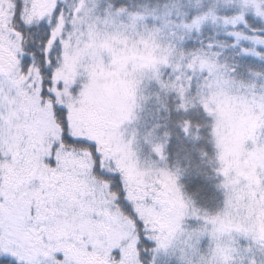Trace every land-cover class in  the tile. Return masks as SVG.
Segmentation results:
<instances>
[{"label":"snow or ice","instance_id":"obj_1","mask_svg":"<svg viewBox=\"0 0 264 264\" xmlns=\"http://www.w3.org/2000/svg\"><path fill=\"white\" fill-rule=\"evenodd\" d=\"M0 264H264V0H0Z\"/></svg>","mask_w":264,"mask_h":264},{"label":"trees","instance_id":"obj_2","mask_svg":"<svg viewBox=\"0 0 264 264\" xmlns=\"http://www.w3.org/2000/svg\"><path fill=\"white\" fill-rule=\"evenodd\" d=\"M151 3H163L164 0H150ZM159 107L153 103L150 105L151 114L149 115L147 112L144 113L146 116L149 126L151 123L156 122V111L155 109ZM160 116H163V110L159 113ZM163 123V121H160ZM143 123V121H142ZM173 152H178V155L172 157V159L178 160L181 166L184 165L185 161L183 160L184 153L182 151H178V146H174L172 149ZM181 183L185 186V191L193 196L196 204L201 207H206L210 211L215 210L218 203L222 200V194L214 187L213 181H206L200 177H184L181 180Z\"/></svg>","mask_w":264,"mask_h":264}]
</instances>
